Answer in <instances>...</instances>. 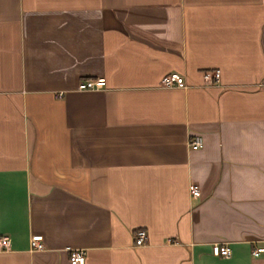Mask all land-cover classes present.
Segmentation results:
<instances>
[{"label": "crops", "instance_id": "0c3cea01", "mask_svg": "<svg viewBox=\"0 0 264 264\" xmlns=\"http://www.w3.org/2000/svg\"><path fill=\"white\" fill-rule=\"evenodd\" d=\"M3 236L0 264H264V0H0Z\"/></svg>", "mask_w": 264, "mask_h": 264}, {"label": "built area", "instance_id": "2783aa9c", "mask_svg": "<svg viewBox=\"0 0 264 264\" xmlns=\"http://www.w3.org/2000/svg\"><path fill=\"white\" fill-rule=\"evenodd\" d=\"M202 79L206 81L207 84H217L220 72L218 69L204 70L201 73ZM106 85V81L103 77H98L96 79H88L80 81L76 89L78 91H95L102 90ZM160 87L162 88H185L186 84L183 77L175 72L165 75L160 82ZM63 95L62 91L56 93L57 97ZM202 146V139L199 135H193L187 139V147L190 150H197ZM187 191L191 198L199 197V189L196 184L188 183ZM147 235L144 231L139 230L135 233L134 245L139 248L146 244ZM11 250V242L8 237H0V253H6ZM30 250L32 252H40L44 250L42 237L39 235L32 236L30 239ZM68 254L69 264H85V252L83 250H73L66 248L65 250ZM210 252L213 257H219L227 259L230 256V250L227 244H213L210 247ZM261 254H264V248H254L251 250L250 255L252 258H257Z\"/></svg>", "mask_w": 264, "mask_h": 264}]
</instances>
